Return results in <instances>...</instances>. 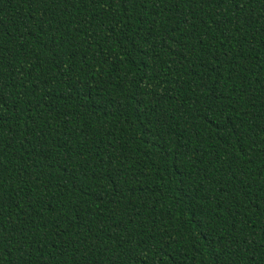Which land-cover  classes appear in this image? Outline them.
Segmentation results:
<instances>
[{"label": "trees", "instance_id": "trees-1", "mask_svg": "<svg viewBox=\"0 0 264 264\" xmlns=\"http://www.w3.org/2000/svg\"><path fill=\"white\" fill-rule=\"evenodd\" d=\"M0 264H264V0H0Z\"/></svg>", "mask_w": 264, "mask_h": 264}]
</instances>
